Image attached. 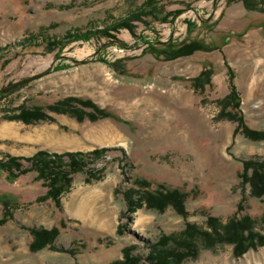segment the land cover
<instances>
[{"label":"rangeland","instance_id":"1","mask_svg":"<svg viewBox=\"0 0 264 264\" xmlns=\"http://www.w3.org/2000/svg\"><path fill=\"white\" fill-rule=\"evenodd\" d=\"M144 1L0 0V92L28 80L0 99V159L112 148L73 176L59 206L36 172L8 181L0 171V264H264V246L236 255L196 239L234 216L263 231L264 198L241 176L245 162L264 160V140L235 134L218 100L228 63L246 124L264 132V0H247L253 10L243 0H159L168 22L150 16L134 35H104ZM85 32L89 40L69 42ZM192 42L213 50L172 57ZM204 70L211 83L196 89ZM72 99L110 117L90 120L94 109L74 101L59 109L82 121L51 110ZM20 107L53 121L5 119ZM33 229L58 234L32 251Z\"/></svg>","mask_w":264,"mask_h":264},{"label":"trees","instance_id":"2","mask_svg":"<svg viewBox=\"0 0 264 264\" xmlns=\"http://www.w3.org/2000/svg\"><path fill=\"white\" fill-rule=\"evenodd\" d=\"M159 0H145L137 11L132 12L126 19H122L112 25L111 28H106L107 31L104 35L108 38L116 39L112 31L121 29L128 30L132 35L135 34V22L148 23L145 19L153 17L166 23L169 20L171 12L163 15L162 8L158 5ZM245 7L249 10L259 9L257 5L251 6L247 0H243ZM149 24V23H148ZM147 24V25H148ZM73 40H89V32L82 34H68ZM68 42V43H69ZM149 44V41H145ZM58 45L59 42L53 41L51 45ZM211 51L213 49L206 48L198 42H192L185 45L182 50L173 52L172 57H186L192 55L195 51ZM228 78H229V93L223 98L218 100V105L221 108L219 117L221 119H228L236 123V133H242L244 136L252 140H264V132L251 129L245 121L243 111L241 110L240 93L235 84V71L227 63ZM212 70H204L198 77L193 79V86L196 89H204L206 85L211 83ZM7 94L0 92V99ZM70 101V102H69ZM51 108L52 111L57 113H70L75 116L79 121L84 119L83 115L76 114L75 108L72 110H60L59 106H71V101L77 102L85 107L94 109L95 114H88V119L96 120L99 118L110 117V115L102 109L97 108L90 101L69 100ZM72 107V106H71ZM11 116H6L5 119L22 121L26 124H31L39 121H53L52 117L42 112L40 109H25L23 107L14 110ZM79 113V112H78ZM112 148L96 149L88 153L84 152H66L62 154L50 153L44 150L38 151L31 157H16L7 155L5 158L0 159V171L6 174L8 181H15L21 176L27 175L30 172L37 173V179L43 180L45 186L48 187L47 196L52 198L56 205H60V195L67 190L72 182L73 176L77 173L83 172L91 160L100 158L107 151ZM27 163L28 165H25ZM243 183H247L250 187V194L252 197L264 198V160L247 161L244 163V172L242 174ZM262 232L257 231L256 224L249 217H233L227 224L216 222L211 232H202L198 234L197 240L204 242H226L227 244L234 245V252L236 255H242L250 249H256L264 246V219L262 221ZM34 241L31 244L32 251H38L42 247L52 244L56 238L58 231L45 230H32ZM213 241V242H212ZM189 250V249H188ZM184 255V254H182ZM187 255V254H186ZM165 259V258H164ZM164 264H167L166 260ZM176 264V263H173Z\"/></svg>","mask_w":264,"mask_h":264},{"label":"water","instance_id":"3","mask_svg":"<svg viewBox=\"0 0 264 264\" xmlns=\"http://www.w3.org/2000/svg\"><path fill=\"white\" fill-rule=\"evenodd\" d=\"M27 81H28V80H24V81L18 82V83H16V84H13V85H11V86H9V87H7V88H4V89L2 90V92H3V93H6L7 91H10V90H12V89H14V88H17V87H19L20 85L24 84V83L27 82Z\"/></svg>","mask_w":264,"mask_h":264}]
</instances>
